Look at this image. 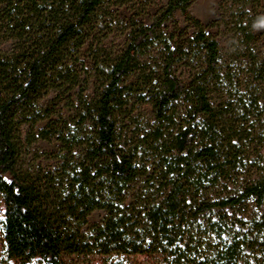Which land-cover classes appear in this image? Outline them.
I'll return each instance as SVG.
<instances>
[{"label":"trees","instance_id":"16d2710c","mask_svg":"<svg viewBox=\"0 0 264 264\" xmlns=\"http://www.w3.org/2000/svg\"><path fill=\"white\" fill-rule=\"evenodd\" d=\"M191 1L167 0L149 24L130 19L123 48L92 51L88 71L81 50L100 43L120 0H0L5 264L93 254L110 264L136 254L157 264H264L261 0H222L229 58ZM176 10L187 27L168 29ZM61 100L69 116L56 109ZM141 104L152 120L131 117ZM38 140L58 143L45 153L54 164L24 167ZM95 210L104 215L83 230Z\"/></svg>","mask_w":264,"mask_h":264},{"label":"rangeland","instance_id":"374dc122","mask_svg":"<svg viewBox=\"0 0 264 264\" xmlns=\"http://www.w3.org/2000/svg\"><path fill=\"white\" fill-rule=\"evenodd\" d=\"M167 0H120V3L111 5L109 7V15L107 17L106 28L103 30L104 37L98 44L96 41L88 42L81 50L80 58L84 64V67L90 71L92 60L91 53L97 50L99 47L105 48L107 51L117 53L124 46V42L128 33V22L130 19L149 24L156 11L165 5ZM222 0H192L189 3L190 13L197 19H199L206 30L212 34L218 41L221 53L224 57L229 58V45L232 43V31L222 22H218L220 18V5ZM261 11L264 12V0L260 1ZM174 23L180 28H186L187 23L184 21V17L179 10H176L173 14V20L168 21L165 26L168 29L174 27ZM254 33L257 37V47L259 51L264 50V21L257 25L254 29ZM9 44L2 45L3 48H7ZM88 96L93 95V80L89 81V88L86 92ZM55 92H51L45 99L41 101L42 104H47L54 96ZM56 109L60 110L64 116H69L71 110L65 100H61ZM131 117L152 120V109L148 104L136 105L133 108ZM44 125V122L39 123L38 127ZM58 143L56 141L38 140L34 142L29 151L26 153L23 166L29 165L48 166L54 164L53 160L47 159L45 153L55 152ZM4 211V201L0 196V217ZM260 211L264 212V205L260 208ZM104 215L103 210H95L88 216V224L83 227L86 230L89 225L100 221ZM0 242V264H5L2 257V248ZM2 259V260H1ZM115 259L106 258L100 255H71L67 258L68 264H110ZM120 260L124 264H157L156 256H150L146 254L127 255L120 257ZM8 264H14L9 261Z\"/></svg>","mask_w":264,"mask_h":264}]
</instances>
